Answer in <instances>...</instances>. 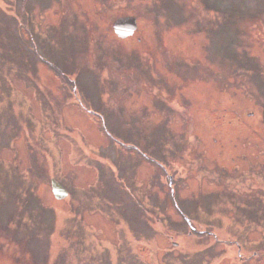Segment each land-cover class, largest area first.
Returning <instances> with one entry per match:
<instances>
[{"label":"rangeland","instance_id":"1","mask_svg":"<svg viewBox=\"0 0 264 264\" xmlns=\"http://www.w3.org/2000/svg\"><path fill=\"white\" fill-rule=\"evenodd\" d=\"M157 263L264 264V0H0V264Z\"/></svg>","mask_w":264,"mask_h":264},{"label":"water","instance_id":"2","mask_svg":"<svg viewBox=\"0 0 264 264\" xmlns=\"http://www.w3.org/2000/svg\"><path fill=\"white\" fill-rule=\"evenodd\" d=\"M138 27V21L135 16H123L116 19L114 23L115 32L122 37L133 34ZM53 192L59 199L69 194L68 189L63 186L56 178H52Z\"/></svg>","mask_w":264,"mask_h":264},{"label":"bare ground","instance_id":"3","mask_svg":"<svg viewBox=\"0 0 264 264\" xmlns=\"http://www.w3.org/2000/svg\"><path fill=\"white\" fill-rule=\"evenodd\" d=\"M230 253L232 252V251H229ZM157 264H159V263H157Z\"/></svg>","mask_w":264,"mask_h":264}]
</instances>
